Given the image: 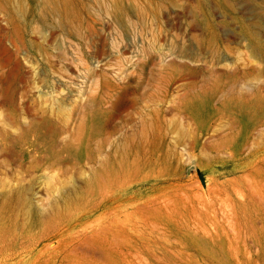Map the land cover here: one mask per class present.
Instances as JSON below:
<instances>
[{
	"label": "rangeland",
	"instance_id": "1",
	"mask_svg": "<svg viewBox=\"0 0 264 264\" xmlns=\"http://www.w3.org/2000/svg\"><path fill=\"white\" fill-rule=\"evenodd\" d=\"M0 264H264V0H0Z\"/></svg>",
	"mask_w": 264,
	"mask_h": 264
}]
</instances>
